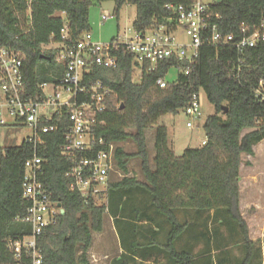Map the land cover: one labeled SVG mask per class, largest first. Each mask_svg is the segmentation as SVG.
Segmentation results:
<instances>
[{
	"label": "trees",
	"instance_id": "1",
	"mask_svg": "<svg viewBox=\"0 0 264 264\" xmlns=\"http://www.w3.org/2000/svg\"><path fill=\"white\" fill-rule=\"evenodd\" d=\"M101 0H0V46L19 51L22 56L24 85L31 95H41V83L55 82L63 73L56 60L61 48L60 29L66 27L72 40L90 31L89 9ZM117 16L125 4L136 8L132 27L155 28L173 14L166 5H189L192 0H112ZM211 22L223 33L241 36L264 19V0H215L208 3ZM27 11L29 13L27 14ZM217 15V18L216 16ZM53 44V47L47 45ZM117 66H94L89 75L110 89L106 108L98 115L90 150L78 156L93 157L97 151L113 146V165L121 175L110 180L105 202H88L70 190L66 173L72 160L61 154L65 117L59 129L34 145H0V264H27L29 254L15 257L8 241L31 233L23 220L29 201L22 196L24 162L36 151L42 159L41 183L49 198L63 209L57 223L36 237L41 264H92L89 250L93 233L103 231L108 214L118 236L120 254L109 264H231L230 247L238 246L241 257L235 264H264L255 240L249 237L247 223L239 211V168L242 155H254L253 147L264 139V103L254 94L264 80V43L238 52L228 45L203 43L187 73L186 62L177 64L174 81L164 88L156 79L173 65L162 61L155 70L136 66L131 54L116 50ZM181 69V70H179ZM203 91L214 113L203 122L204 143L175 154L168 142L160 116L176 114ZM226 108V111L224 110ZM154 127V168L150 166L146 130ZM249 131L242 134V131ZM130 140L133 152L114 143ZM139 161L141 178L129 174V161ZM182 216V217H181ZM185 238H188L185 240ZM184 241V242H183ZM186 241V242H185ZM263 242L264 256V236ZM201 247L195 251V247ZM215 251L217 254L212 255ZM215 256V257H214ZM140 260V261H138Z\"/></svg>",
	"mask_w": 264,
	"mask_h": 264
},
{
	"label": "built area",
	"instance_id": "2",
	"mask_svg": "<svg viewBox=\"0 0 264 264\" xmlns=\"http://www.w3.org/2000/svg\"><path fill=\"white\" fill-rule=\"evenodd\" d=\"M166 8L173 14L166 23L139 31L128 28L108 43L97 41L90 31H84L72 40L66 27H62L60 41L55 45L61 48L56 60L63 65V73L55 82L39 84L41 95H31L25 88L22 54L0 46V128H29L31 133L22 142H33L36 146L45 142L46 134L59 129L58 122L62 124L65 117L67 126L63 132L61 154L72 160L66 176L72 180L70 190L79 192L86 203L89 198L105 193L112 173L116 172L112 145H109L108 151H97L93 157L78 156L80 152L90 150L94 142L103 144L100 139L95 141L92 128L98 123V115L106 108L105 100L110 89L102 81L91 79L89 73L94 66L115 68L117 57L112 52L122 50L131 54L139 77L143 67L146 66L148 71L155 70L160 62L166 60L174 62L170 68H175L177 72V64L186 62L182 71L187 73L203 43L228 45L238 52L264 43V19L252 31L243 26L241 36L235 39L232 33L217 29V25L211 22L212 14L207 4L200 0H192L189 5H166ZM108 18V15L101 16L102 20ZM168 70L156 79L160 88L169 82L165 77ZM199 94L194 93L184 108L189 117L200 115ZM254 94L264 103V80L258 82ZM42 174V159L34 151L24 162L22 180V196L30 203L23 220L30 223L31 233L8 241L15 257H22L23 249L25 254H29L27 264L42 263L36 237L43 229L56 224L60 213L41 183L39 176Z\"/></svg>",
	"mask_w": 264,
	"mask_h": 264
},
{
	"label": "rangeland",
	"instance_id": "3",
	"mask_svg": "<svg viewBox=\"0 0 264 264\" xmlns=\"http://www.w3.org/2000/svg\"><path fill=\"white\" fill-rule=\"evenodd\" d=\"M200 1L208 4L215 0ZM28 13L29 11H27V14ZM102 15H108L109 18L107 20H102ZM135 15L136 8L134 5H123L116 16L114 14V2L112 0H101L99 3H93L89 9L90 32L97 41L108 43L117 35L124 34L128 28L132 27ZM182 38L184 39L183 36ZM53 46V44H49L45 48ZM176 76L177 70L175 68H169L165 77L171 82L175 80ZM133 79L138 81V73L136 71L134 72ZM199 93L201 108L198 117H189L184 110H179L176 114L167 113L160 116L158 119L157 125H164L166 127L169 145L176 154H181L185 148L199 147L202 142H205L203 122L208 115L214 113V107L207 100L203 91ZM187 122H190L191 125L187 126ZM247 131H249V129L243 130L242 134ZM30 133L31 130L23 126L15 129L11 127L7 128V126L1 127L0 145L17 146L21 144L23 139ZM146 142L150 155H153L154 127L146 130ZM114 146H121L127 152H133L135 150V145L130 140L114 143ZM253 150V156L242 155V163L239 168V211L247 223L249 237L256 241L255 245L259 249V255L263 262V242L261 239L264 236V139L256 144ZM128 168L132 172L130 175H134L140 171L138 159H131ZM118 177L119 174L117 171L112 173V179ZM139 177L141 178V174ZM104 202L105 195L96 200L97 204ZM186 239L188 238H185V240ZM117 241L111 226V217L105 214L103 231L100 233H93L92 246L89 250V258L92 264H108V260L117 257L120 254ZM200 247L201 243L195 247V251ZM229 250L230 253L227 255L232 260L231 264H235V260L242 255L241 249L238 246H233L230 247ZM93 253L97 258V262L93 261V256L91 255ZM214 254L216 255L217 252L213 251L212 255ZM105 255H108V258H105ZM154 256L158 264L163 262V257L161 255ZM142 264L153 263L151 261H143Z\"/></svg>",
	"mask_w": 264,
	"mask_h": 264
},
{
	"label": "crops",
	"instance_id": "4",
	"mask_svg": "<svg viewBox=\"0 0 264 264\" xmlns=\"http://www.w3.org/2000/svg\"><path fill=\"white\" fill-rule=\"evenodd\" d=\"M148 152H149V150H148ZM175 153V152H174ZM176 154V153H175ZM153 156H154V154L153 155H150V153H149V158H150V166H151V168H154V164H153V162H152V160H153ZM130 173H132L131 172V170L129 169V174ZM136 177H138V178H140L139 177V175H140V171H138L136 174H134ZM111 226H112V229L114 230V233H115V236H116V238H117V240H118V236H117V233H116V231H115V228H114V226H113V223H112V219H111ZM118 242V247H119V252H121V248H120V245H119V241H117ZM92 256H93V261L94 262H97V258H96V256H95V254L93 253V254H91ZM105 258H108V255H105L104 256ZM113 259V258H112ZM111 260V259H110ZM110 260H108V262L110 263ZM91 261V260H90ZM92 263V262H91ZM108 263V264H109Z\"/></svg>",
	"mask_w": 264,
	"mask_h": 264
},
{
	"label": "bare ground",
	"instance_id": "5",
	"mask_svg": "<svg viewBox=\"0 0 264 264\" xmlns=\"http://www.w3.org/2000/svg\"><path fill=\"white\" fill-rule=\"evenodd\" d=\"M140 77H141V76H140ZM140 77L138 76V79H139ZM120 176H121V175H119V177H120ZM111 180H112V179H111ZM109 182H110V181H109ZM107 186H108V185H107ZM105 192H106V191H105ZM103 195H105V193H104ZM103 195H102V196H103ZM102 196H100V197H102ZM97 198H99V197H97ZM57 206H58V204H57ZM58 207H59V209H61L60 206H58ZM7 245H8V243H7Z\"/></svg>",
	"mask_w": 264,
	"mask_h": 264
},
{
	"label": "water",
	"instance_id": "6",
	"mask_svg": "<svg viewBox=\"0 0 264 264\" xmlns=\"http://www.w3.org/2000/svg\"><path fill=\"white\" fill-rule=\"evenodd\" d=\"M224 110L226 111V108H224ZM59 206V205H58ZM64 211H63V209L61 208L60 209V213H63Z\"/></svg>",
	"mask_w": 264,
	"mask_h": 264
}]
</instances>
